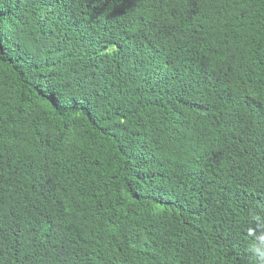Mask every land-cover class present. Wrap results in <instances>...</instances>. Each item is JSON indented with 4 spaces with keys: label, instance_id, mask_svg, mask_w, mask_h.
Wrapping results in <instances>:
<instances>
[{
    "label": "trees",
    "instance_id": "obj_1",
    "mask_svg": "<svg viewBox=\"0 0 264 264\" xmlns=\"http://www.w3.org/2000/svg\"><path fill=\"white\" fill-rule=\"evenodd\" d=\"M0 264H264V0H0Z\"/></svg>",
    "mask_w": 264,
    "mask_h": 264
}]
</instances>
